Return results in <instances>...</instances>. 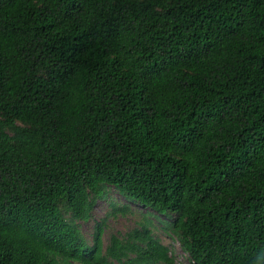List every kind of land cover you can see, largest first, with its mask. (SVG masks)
<instances>
[{"label": "trees", "instance_id": "1", "mask_svg": "<svg viewBox=\"0 0 264 264\" xmlns=\"http://www.w3.org/2000/svg\"><path fill=\"white\" fill-rule=\"evenodd\" d=\"M154 220L264 264V0H0V264H174Z\"/></svg>", "mask_w": 264, "mask_h": 264}, {"label": "rangeland", "instance_id": "2", "mask_svg": "<svg viewBox=\"0 0 264 264\" xmlns=\"http://www.w3.org/2000/svg\"><path fill=\"white\" fill-rule=\"evenodd\" d=\"M109 201L115 202L118 205L127 203L133 213L122 215L118 213L115 217H108L102 234L103 244L106 245L111 235L122 237L126 232L137 227L136 222L141 215L147 211L141 205L127 202L114 188L109 190L108 199L100 200L94 206L92 211V219L87 222H80V228L83 231L87 240L91 239L93 221L101 220L105 217V213L110 210ZM155 228L153 233L158 237L164 245L169 248L170 255L173 257L174 264H189L187 255L181 250L179 243L173 237L165 234L160 228L159 223L154 220Z\"/></svg>", "mask_w": 264, "mask_h": 264}, {"label": "clouds", "instance_id": "3", "mask_svg": "<svg viewBox=\"0 0 264 264\" xmlns=\"http://www.w3.org/2000/svg\"><path fill=\"white\" fill-rule=\"evenodd\" d=\"M169 253H170V251H169Z\"/></svg>", "mask_w": 264, "mask_h": 264}]
</instances>
